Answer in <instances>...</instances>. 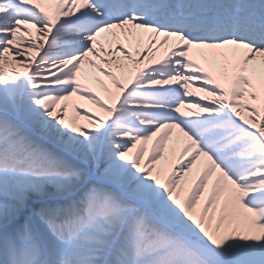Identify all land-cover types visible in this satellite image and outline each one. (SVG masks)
Here are the masks:
<instances>
[{
  "label": "snow or ice",
  "instance_id": "6c2138e0",
  "mask_svg": "<svg viewBox=\"0 0 264 264\" xmlns=\"http://www.w3.org/2000/svg\"><path fill=\"white\" fill-rule=\"evenodd\" d=\"M0 264H264V0H0Z\"/></svg>",
  "mask_w": 264,
  "mask_h": 264
},
{
  "label": "bare ground",
  "instance_id": "6f19581e",
  "mask_svg": "<svg viewBox=\"0 0 264 264\" xmlns=\"http://www.w3.org/2000/svg\"><path fill=\"white\" fill-rule=\"evenodd\" d=\"M94 90L95 87H94ZM193 91H195V89H192ZM80 103H83L85 107H87L90 111H94L95 109L93 108V106L89 105L86 101H80Z\"/></svg>",
  "mask_w": 264,
  "mask_h": 264
}]
</instances>
